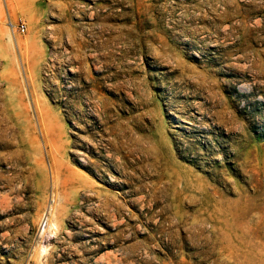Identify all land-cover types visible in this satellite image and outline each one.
<instances>
[{"label": "rangeland", "instance_id": "obj_1", "mask_svg": "<svg viewBox=\"0 0 264 264\" xmlns=\"http://www.w3.org/2000/svg\"><path fill=\"white\" fill-rule=\"evenodd\" d=\"M0 264H264V0H0Z\"/></svg>", "mask_w": 264, "mask_h": 264}, {"label": "built area", "instance_id": "obj_2", "mask_svg": "<svg viewBox=\"0 0 264 264\" xmlns=\"http://www.w3.org/2000/svg\"><path fill=\"white\" fill-rule=\"evenodd\" d=\"M17 30L20 32V33H24L25 30H26V25L24 22H20L17 24Z\"/></svg>", "mask_w": 264, "mask_h": 264}, {"label": "bare ground", "instance_id": "obj_3", "mask_svg": "<svg viewBox=\"0 0 264 264\" xmlns=\"http://www.w3.org/2000/svg\"><path fill=\"white\" fill-rule=\"evenodd\" d=\"M44 215H45V214H44ZM47 215H48V214H47ZM42 217H43V216H42ZM45 218H46V216H45ZM47 224H48V223H47ZM50 227L52 228V225H51ZM51 228H50V229H51ZM48 229H49V228H48ZM51 230H52V229H51ZM51 230H50V231H51Z\"/></svg>", "mask_w": 264, "mask_h": 264}]
</instances>
